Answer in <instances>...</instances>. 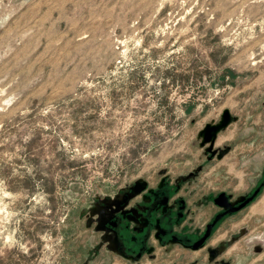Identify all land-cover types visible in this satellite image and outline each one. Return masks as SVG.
Masks as SVG:
<instances>
[{"label": "rangeland", "instance_id": "rangeland-1", "mask_svg": "<svg viewBox=\"0 0 264 264\" xmlns=\"http://www.w3.org/2000/svg\"><path fill=\"white\" fill-rule=\"evenodd\" d=\"M224 110L200 181L238 195L264 171V0H0V264H79L92 198L192 169Z\"/></svg>", "mask_w": 264, "mask_h": 264}, {"label": "flooded vegetation", "instance_id": "flooded-vegetation-1", "mask_svg": "<svg viewBox=\"0 0 264 264\" xmlns=\"http://www.w3.org/2000/svg\"><path fill=\"white\" fill-rule=\"evenodd\" d=\"M224 132L212 147L229 148L221 159L207 146L200 148L196 138L201 162L187 172L161 171L152 181L138 179L94 196L79 213V264H264V224L254 230L232 224L261 197L264 171L254 187L238 195L207 189L200 181L206 166L231 153V142L217 144Z\"/></svg>", "mask_w": 264, "mask_h": 264}, {"label": "water", "instance_id": "water-1", "mask_svg": "<svg viewBox=\"0 0 264 264\" xmlns=\"http://www.w3.org/2000/svg\"><path fill=\"white\" fill-rule=\"evenodd\" d=\"M237 121V117H234L231 115V113L229 112V110H224L220 116V119L217 120V122L214 121H210V123H207L198 133H197V139L201 140V143L199 144L200 148H203L205 146H207L206 150L207 151H212L213 150V146H214V142L217 138V135L222 132L225 131L227 129V127L233 123ZM229 151L228 147H225V149L223 150H213L212 154H217V159H221L227 152ZM264 184L263 183L260 185V187ZM260 188H258L253 196L250 198V200H252L257 193L259 192ZM248 200V201H250ZM247 201V202H248Z\"/></svg>", "mask_w": 264, "mask_h": 264}]
</instances>
